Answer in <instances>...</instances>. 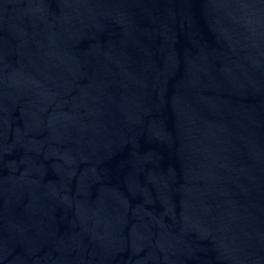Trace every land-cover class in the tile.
<instances>
[{
    "label": "water",
    "instance_id": "obj_1",
    "mask_svg": "<svg viewBox=\"0 0 264 264\" xmlns=\"http://www.w3.org/2000/svg\"><path fill=\"white\" fill-rule=\"evenodd\" d=\"M0 264H264V0H0Z\"/></svg>",
    "mask_w": 264,
    "mask_h": 264
}]
</instances>
